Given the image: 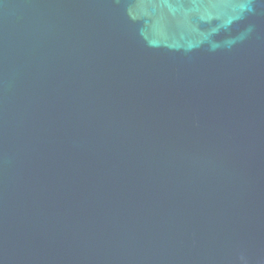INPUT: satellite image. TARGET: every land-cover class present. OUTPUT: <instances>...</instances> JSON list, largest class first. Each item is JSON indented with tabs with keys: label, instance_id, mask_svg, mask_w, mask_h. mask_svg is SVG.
Masks as SVG:
<instances>
[{
	"label": "water",
	"instance_id": "95a60500",
	"mask_svg": "<svg viewBox=\"0 0 264 264\" xmlns=\"http://www.w3.org/2000/svg\"><path fill=\"white\" fill-rule=\"evenodd\" d=\"M0 264H264V0H0Z\"/></svg>",
	"mask_w": 264,
	"mask_h": 264
}]
</instances>
